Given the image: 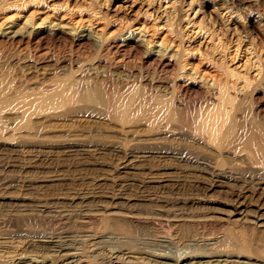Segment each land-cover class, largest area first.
Masks as SVG:
<instances>
[{"label": "rangeland", "instance_id": "374dc122", "mask_svg": "<svg viewBox=\"0 0 264 264\" xmlns=\"http://www.w3.org/2000/svg\"><path fill=\"white\" fill-rule=\"evenodd\" d=\"M0 71V264H264V0H0Z\"/></svg>", "mask_w": 264, "mask_h": 264}, {"label": "bare ground", "instance_id": "6f19581e", "mask_svg": "<svg viewBox=\"0 0 264 264\" xmlns=\"http://www.w3.org/2000/svg\"><path fill=\"white\" fill-rule=\"evenodd\" d=\"M18 35V34H17ZM84 36V35H83ZM18 37V36H17ZM78 37V36H77ZM80 37V36H79ZM79 37L78 38H76V39H79ZM11 38V37H10ZM13 38V37H12ZM21 38V37H20ZM84 38H86V37H81L80 38V40H82V39H84ZM95 38V37H94ZM93 39V38H92ZM96 39H98V38H96ZM18 40V39H17ZM30 40V39H29ZM91 40V39H90ZM21 42V41H20ZM85 42H86V40H85ZM92 42V41H91ZM6 43V42H5ZM72 43V42H71ZM101 43V42H100ZM123 43V42H122ZM127 43V42H126ZM68 44V43H67ZM78 44V43H77ZM81 44V43H80ZM83 44V43H82ZM125 44V43H124ZM25 45V44H24ZM120 45H122V44H120ZM73 46V45H72ZM116 46V45H115ZM122 46H124V45H122ZM77 47V46H76ZM126 47H128V46H126ZM125 47V48H126ZM134 47V46H133ZM123 48V47H122ZM124 48V49H125ZM132 48V47H131ZM74 49H75V47H74ZM127 49V48H126ZM133 49V48H132ZM154 56V55H153ZM186 57V56H185ZM24 58V57H23ZM182 58V57H181ZM26 59H28V58H26ZM6 60V59H5ZM11 60V59H10ZM9 60V61H10ZM24 59H22V60H20V61H23ZM162 61V60H161ZM160 61V62H161ZM33 62H35V61H33ZM32 62V63H33ZM157 62H158V59H157ZM176 62H177V60H176ZM184 62V61H183ZM186 62V61H185ZM39 63V62H38ZM169 63V62H168ZM29 64V63H28ZM37 64V63H36ZM57 64V62L55 63V65ZM182 64V63H181ZM186 64V63H185ZM6 65V64H5ZM32 65V64H31ZM31 65H29V66H31ZM106 65V64H105ZM159 64H157V66H158ZM177 65V64H176ZM7 66V65H6ZM38 66V65H37ZM45 66V65H44ZM120 66V65H119ZM156 66V65H155ZM162 66V65H161ZM169 66V65H168ZM184 66V65H183ZM5 67V66H4ZM35 66H33L32 68H34ZM39 67V66H38ZM53 67V66H52ZM103 67H104V65H103ZM180 67V66H179ZM3 68V67H2ZM6 68V67H5ZM25 68H26V66H25ZM24 68V69H25ZM28 68V67H27ZM31 68V69H32ZM51 68V67H50ZM55 68V67H54ZM108 68V67H107ZM161 68V67H160ZM170 68V67H169ZM30 69V70H31ZM35 69H36V67H35ZM35 69H32L33 71L35 70ZM43 69V68H42ZM51 69H53V68H51ZM72 69V68H71ZM100 69V68H99ZM166 69V68H165ZM164 69V70H165ZM3 70V69H2ZM1 70V71H2ZM104 70H106V69H104ZM169 70V69H168ZM174 70H175V68H174ZM173 70V71H174ZM1 71H0V78L2 79H4V78H6V76H4L2 73H1ZM25 71H26V69H25ZM32 71V72H33ZM46 71H48V70H46ZM51 71V70H50ZM54 71V70H53ZM58 71V70H57ZM70 71H72V70H70ZM78 71V70H77ZM77 71H75V73L77 72ZM108 71H110V69L108 70ZM120 71V70H119ZM157 71V70H156ZM177 71V70H176ZM179 71V70H178ZM177 71V72H178ZM35 72V71H34ZM38 72H39V69H38ZM73 72V71H72ZM97 72H99V71H97ZM111 72V71H110ZM41 73V72H40ZM47 73H49V72H47ZM51 73V72H50ZM57 73H59V71L57 72ZM68 73H69V69H68ZM68 73H67V75H68ZM93 73V72H92ZM103 73V72H102ZM101 72H100V75L102 74ZM113 74H114V72H112ZM116 73V72H115ZM55 74H56V71H55ZM55 74H51L50 76L52 77V75H55ZM65 74V73H64ZM64 74H62V75H64ZM118 74V73H117ZM117 74H115V75H117ZM157 74H158V72H157ZM7 75V74H6ZM61 75V76H62ZM69 75L71 76L72 74H70L69 73ZM104 75V74H103ZM108 75H110V73L108 74ZM119 75V74H118ZM120 75H124V74H120ZM66 75H64V77H65ZM126 76V75H125ZM155 76H156V74H155ZM161 76H163V75H161ZM166 76V75H165ZM10 77V76H9ZM55 77H57V76H55ZM104 77V76H103ZM107 77H109V76H107L106 75V78ZM111 77V76H110ZM115 77V76H114ZM157 77V76H156ZM160 77V76H159ZM159 77H157V79L156 80H158V78ZM44 79H46L45 77H43ZM105 78V77H104ZM103 78V79H104ZM106 78H105V80H106ZM123 78V77H122ZM149 78V77H148ZM167 78V77H166ZM42 79V78H41ZM48 79V78H47ZM75 79V78H74ZM97 79V78H96ZM100 77H99V81H100ZM114 79V78H113ZM120 79V78H119ZM132 79V78H131ZM145 79V78H144ZM151 79V78H150ZM153 79V78H152ZM162 78H160L159 80H161ZM168 79V78H167ZM172 79H174V78H172ZM10 80V79H9ZM50 80V79H49ZM63 80V79H62ZM98 80V79H97ZM137 80H138V78H137ZM141 80V79H140ZM155 80V81H156ZM11 81V80H10ZM61 81V80H60ZM74 81V80H73ZM72 81V82H73ZM92 81H94V80H92ZM114 81H116V80H114ZM131 81V80H130ZM134 81H135V79H134ZM139 81V80H138ZM137 81V82H138ZM151 81V80H150ZM154 81V80H153ZM163 81H165V80H163ZM13 82V81H12ZM78 82V81H77ZM96 82V81H95ZM217 82V81H216ZM23 83H25V82H23ZM30 83V82H29ZM32 83V82H31ZM34 83V82H33ZM75 83H76V81H75ZM97 83V82H96ZM101 84H102V82H100ZM105 81H104V85H105ZM128 83V82H127ZM215 83V82H214ZM2 84H3V82H2ZM2 84H1V80H0V107H5V106H8V103H9V101H2V98L3 97H5V96H12V95H14V90L12 91L11 90V87L9 86V85H6V86H2ZM22 83H20L19 85H21ZM40 84H42V83H40ZM40 84H38V85H40ZM60 84H61V82H60ZM70 84H71V82H70ZM107 84V83H106ZM112 84V83H111ZM110 84V85H111ZM123 84V83H122ZM122 84H120L121 86H122ZM142 84V83H141ZM155 84V83H154ZM217 83H215V85H216ZM219 84V83H218ZM217 84V85H218ZM18 84L16 85V87L17 86H19ZM25 85V84H24ZM24 85H21L22 87L24 86ZM28 85V84H27ZM26 85V86H27ZM31 85V84H30ZM35 85H36V83H35ZM51 85V84H50ZM53 85V84H52ZM63 85V84H62ZM74 85V84H73ZM75 85H77V84H75ZM79 85V84H78ZM83 85V84H82ZM100 85V84H99ZM104 85H102V86H104ZM126 84H124V86H125ZM130 85V84H129ZM143 85V84H142ZM141 85V86H142ZM149 85H151V83L149 84ZM215 85H213V87L215 86ZM11 86H13V87H15L14 85H12L11 84ZM66 86V85H65ZM64 86V87H65ZM79 86H81V85H79ZM91 86V85H90ZM94 86V85H93ZM120 86V87H121ZM133 86V85H132ZM152 86V85H151ZM159 86V85H158ZM170 86V85H169ZM28 87V86H27ZM41 87H43V86H41ZM50 87V86H49ZM76 87V86H75ZM75 87H73L72 86V84H71V86H68L67 88L65 87V98H70V102H71V97H73V100H74V96H76L77 94H78V91H77V89L75 88ZM89 87V86H88ZM101 87V86H100ZM138 87V86H137ZM162 87V86H161ZM161 87H160V89H161ZM179 87H180V84H179ZM19 88H20V86H19ZM46 88V87H45ZM45 88H43V89H45ZM94 88V87H93ZM136 88V87H135ZM144 88H146V87H144ZM149 88H150V86H149ZM219 88V87H218ZM15 89H17L18 90V88H15ZM22 89V88H21ZM29 89V88H28ZM27 89V90H28ZM88 89H90V88H88ZM157 89V88H156ZM155 89V90H156ZM159 89V88H158ZM157 89V90H158ZM169 88H167V90H168ZM174 89V88H173ZM176 89V88H175ZM212 89V88H211ZM48 90V89H47ZM51 90V89H50ZM61 90V89H60ZM60 90H57V89H55V90H52V91H50L49 93H41V92H38V93H36V94H24V95H22L21 97V101L19 102V103H17L15 106H14V108H13V110H17V111H19L20 113H21V115L22 116H26V114L27 113H31V111H34L35 109H36V107H38V102H39V98H44V99H47L48 101L46 102L47 104H45V105H48V104H50V106L51 107H55V106H59V101H60V97L62 96V92L60 91ZM63 90H64V88H63ZM78 90H79V88H78ZM102 89H100V91H101ZM104 90V89H103ZM106 90H107V86H106ZM114 90V89H113ZM119 90V89H118ZM146 90V89H145ZM180 90H182V87H181V89ZM186 90V89H185ZM209 90H210V88H209ZM23 91V90H22ZM44 91V90H43ZM137 91H138V89H137ZM161 91V90H160ZM184 91V90H183ZM225 91H226V89H225ZM21 92V91H20ZM108 92H110V91H108ZM112 92V91H111ZM163 92V91H162ZM167 92V91H166ZM181 92V91H180ZM206 92V91H205ZM208 93H209V91H207ZM213 91L211 90V93H212ZM217 92V91H216ZM22 93V92H21ZM20 93V94H21ZM95 93H97V95H99V92H95ZM113 93H115V90H114V92ZM112 93V95H114V97L117 95H115V94H113ZM116 93H118V92H116ZM153 93V92H152ZM172 93H173V91H172ZM218 93V92H217ZM227 93V92H226ZM94 93L93 92H91L88 96L90 97V96H92ZM145 94H146V92H145ZM144 94V95H145ZM160 94H162V93H160ZM166 94H168V92L166 93ZM170 94V93H169ZM168 94V95H169ZM205 94V93H204ZM203 94V95H204ZM207 94V93H206ZM205 94V95H206ZM214 94V93H213ZM228 94V93H227ZM226 94V95H227ZM147 95V94H146ZM159 95V94H158ZM164 95H165V93H164ZM208 95V94H207ZM118 96V95H117ZM14 98H15V96H13ZM63 97H64V95L62 96V98L61 99H63ZM85 97V96H84ZM201 97H203V96H201ZM200 97V98H201ZM227 97V96H226ZM231 97V96H230ZM80 98V97H79ZM112 98V97H111ZM115 98H117V97H115ZM115 98H114V100H115ZM123 98V97H122ZM122 98H121V100H122ZM146 98V97H145ZM185 98V97H184ZM206 98V97H205ZM238 98V97H237ZM161 98H159V100H160ZM173 99H174V95H173ZM202 99V98H201ZM200 99V100H201ZM209 99V98H208ZM212 99V98H211ZM234 99H235V97H234ZM65 100V99H64ZM75 100H76V98H75ZM74 100V101H75ZM80 100V99H79ZM78 100V101H79ZM108 100V99H107ZM112 100V99H111ZM132 100V99H131ZM144 100V99H143ZM156 100L158 101V99L156 98ZM184 100H186V99H184ZM204 100V99H203ZM223 100H224V96H223V93L222 92H220V94H219V101H218V104H220L221 106H222V104L221 103H223ZM226 100V99H225ZM17 101V100H16ZM116 101V100H115ZM157 101H155V102H157ZM169 101V100H168ZM168 101H166L167 103H168ZM209 101V100H208ZM45 102V101H44ZM70 102H69V104H70ZM120 102V101H119ZM144 102H145V100H144ZM160 102V101H159ZM174 102V101H173ZM226 102V101H225ZM225 102H224V106H225ZM62 103H63V101H62ZM73 103V102H72ZM71 103V104H72ZM118 103V102H117ZM137 103V102H136ZM135 103V104H136ZM143 103V102H142ZM158 103V102H157ZM169 103H170V101H169ZM64 104V103H63ZM110 104H111V102H110ZM161 104H162V102H161ZM164 104V103H163ZM166 104V103H165ZM208 104H209V102H208ZM210 104H211V102H210ZM228 104V103H227ZM68 105V104H67ZM118 105V104H117ZM116 105V106H117ZM129 105V104H128ZM143 105V104H142ZM147 105V104H146ZM150 106H151V104H149ZM173 105V104H172ZM65 106V105H64ZM115 106V107H116ZM134 106V105H133ZM140 106V105H139ZM167 107V108H169L168 106H170V105H163V107ZM111 107V106H110ZM153 107V106H152ZM173 107V106H172ZM171 107V108H172ZM202 107H204V106H202ZM200 108V109H203V108ZM237 108H239L238 107V104H237V106H236ZM40 108V107H39ZM47 108H48V106H47ZM119 108V107H118ZM122 108V107H121ZM131 107H129V109H130ZM156 108H158V107H156ZM162 108V107H161ZM160 108V109H161ZM186 108V107H185ZM224 108V107H223ZM45 109V108H44ZM43 109V110H44ZM48 109H50V108H48ZM110 109V108H109ZM112 109V108H111ZM116 109V108H115ZM123 109V108H122ZM189 109V108H188ZM126 110V109H125ZM131 110V109H130ZM130 110H129V112H130ZM139 110H140V107H139ZM176 109H174V111H175ZM190 110V109H189ZM220 110V109H219ZM240 110H241V108H240ZM10 111V110H9ZM40 111V110H39ZM38 111V112H39ZM108 111V110H107ZM115 111V110H114ZM148 111V110H147ZM155 111V110H154ZM163 111H165V109H163ZM186 111H187V109H186ZM201 111H203V110H201ZM236 111H237V109H236ZM44 112V111H43ZM124 112V111H123ZM155 112H157V111H155ZM177 112H179V110L177 111ZM176 112V113H177ZM200 112V111H199ZM214 112H216V109L214 108L213 110H212V112L209 114L210 116H211V118L210 117H208L209 119H215L214 121H216V119H218V116H217V113H214ZM3 113V112H2ZM12 113H14V112H12ZM154 113V112H153ZM173 113H175V112H173ZM193 113V112H192ZM201 113V112H200ZM214 114V116H213V114ZM238 113H240V112H238ZM250 113H253V112H250ZM43 114V113H42ZM116 114V113H115ZM1 115V114H0ZM15 115V114H14ZM28 115V114H27ZM32 115V114H31ZM35 116H38L37 115V112H35V114H34ZM124 115V114H123ZM193 115V114H192ZM200 115V114H199ZM222 115V114H221ZM220 115V116H221ZM226 115V114H225ZM33 116V115H32ZM47 116V115H46ZM161 116V115H160ZM183 116V115H182ZM202 116V115H201ZM200 116V117H201ZM235 116H237V115H235ZM113 117H114V115H113ZM127 117H129V115H127ZM126 117V118H127ZM139 117V116H138ZM144 117V116H143ZM199 117V116H198ZM233 117V116H232ZM239 117H240V115H239ZM252 117H254L253 116V114H252ZM258 117V116H257ZM124 117H122V119H123ZM235 118H237V117H235ZM25 119V118H24ZM28 119V118H27ZM26 119V120H27ZM29 119H30V117H29ZM174 119V118H173ZM198 118H196V120H197ZM207 119V118H206ZM225 119V118H224ZM260 119V118H259ZM124 120V119H123ZM158 120V119H157ZM201 120H202V118H201ZM200 120V121H201ZM4 121V120H3ZM23 121V120H22ZM28 121H30V120H28ZM27 121V122H28ZM122 121V120H121ZM143 121V120H142ZM145 121V120H144ZM151 121H152V119H151ZM167 121V120H166ZM225 121V120H224ZM233 121V120H232ZM260 121V120H259ZM24 122V121H23ZM26 122V123H27ZM156 122V121H155ZM158 122V121H157ZM229 122V121H228ZM162 123V122H161ZM164 123V122H163ZM191 123H194V122H191ZM208 123H211L212 124V120H211V122L209 121V122H207V124ZM123 124V123H122ZM149 124H151L150 122H149ZM156 124V123H155ZM225 124V123H224ZM246 124V123H245ZM168 125V124H167ZM194 125V124H193ZM217 125V124H216ZM236 125V124H235ZM169 126V125H168ZM190 126V125H189ZM210 126V125H209ZM208 126V127H209ZM212 126V125H211ZM227 126V125H226ZM225 126V127H226ZM24 127V126H23ZM199 127V126H198ZM202 127V126H201ZM206 127V126H205ZM224 127V126H223ZM252 127V126H251ZM256 127V126H255ZM254 127V128H255ZM207 128V127H206ZM206 128H205V130H206ZM215 128H216V126H215ZM228 128H231V126H229ZM208 129V128H207ZM217 129V128H216ZM262 129V128H261ZM204 130V131H205ZM220 130H221V128H220ZM225 131L227 130V133H229L228 131V129L226 128V129H224ZM198 131V130H197ZM219 131V130H218ZM221 131H223V130H221ZM225 131H223V132H225ZM253 130L250 128V129H248V130H246V131H244V132H242V134H241V137H239V142H241L240 143V146H241V148L240 147H238V148H240L241 149V151H243V152H245L246 153V155H248V158L250 159V157H254L255 159H257V154L258 153H264V150H259V149H256V148H258V145H259V143H258V137H260L259 136V134L257 133L258 131H256L255 133H254V131L252 132ZM264 131V130H263ZM205 133V132H204ZM226 133V134H227ZM215 134H216V132H215V129L213 128L212 129V132H211V136H210V138L212 137V136H215ZM209 135V134H208ZM217 135V134H216ZM217 137V136H216ZM225 137V136H224ZM218 138V137H217ZM207 139V138H206ZM209 139V138H208ZM210 140V139H209ZM208 140V141H209ZM225 141V140H224ZM210 142V141H209ZM258 143V145L256 146L255 144H257ZM219 144V143H218ZM214 145V144H213ZM231 147L232 146H236V145H230ZM230 146H227L228 148L230 147ZM219 148V147H218ZM233 149V148H232ZM227 151V150H226ZM225 151V152H226ZM236 151H238V149H236ZM223 152V151H222ZM220 153H221V151H220ZM224 154V153H223ZM244 154V153H243ZM221 155V154H220ZM219 155V156H220ZM227 155V154H226ZM245 155V156H246ZM222 156V155H221ZM242 157V156H241ZM242 159V158H241ZM254 160V159H253ZM263 161V160H262ZM227 171H229L230 172V170H227ZM218 172V171H217ZM220 172H221V170H220ZM224 172V171H223ZM214 173H215V171H214ZM218 174H220V173H218ZM221 174H223V173H221ZM224 176V175H223ZM226 176H227V173H226ZM225 184V183H224ZM259 193V192H258ZM244 195V194H243ZM257 195V194H256ZM246 196V195H245ZM252 199V198H251ZM262 201V200H261ZM250 202V201H249ZM259 202V201H258ZM257 204V203H256ZM90 214V213H89ZM95 214H97L96 212H95ZM108 219V218H107ZM108 221V220H107ZM112 223V222H111ZM107 229V228H106ZM107 230H109V225H108V229ZM113 233V232H112ZM91 235V234H90ZM117 235V234H116ZM119 235V234H118ZM95 236V235H94ZM125 236H127V235H125ZM92 237V236H91ZM96 237V236H95ZM98 237V236H97ZM114 237V236H113ZM55 238V237H54ZM90 238V237H89ZM109 238V237H108ZM115 238V237H114ZM91 239H93V238H91ZM98 239V238H97ZM50 240H51V238H50ZM55 241V240H54ZM95 241V240H94ZM99 241V240H98ZM118 241V240H117ZM47 242H49L48 240H47ZM65 242V241H64ZM88 242L90 243V241L88 240ZM114 242V241H113ZM116 242V241H115ZM44 243H46L45 241H44ZM43 243V244H44ZM51 243V242H50ZM52 243H53V240H52ZM59 243V242H58ZM63 243V242H62ZM167 242H165V241H162L160 244H166ZM211 243V242H210ZM55 244V243H54ZM95 244V243H94ZM60 245V244H59ZM69 245H71V244H69ZM68 245V243H67V246H69ZM212 245V244H211ZM56 246V245H55ZM214 246V245H213ZM58 247V246H57ZM94 247H95V245H94ZM207 247V246H206ZM209 247V246H208ZM226 246H224V248H225ZM66 248H68V247H65V248H62L61 250H59V251H66L67 249ZM73 248V247H72ZM72 248H71V251H73L72 253H70V254H68L69 252L67 251L65 254V257H66V259L65 258H63V259H65V260H63V262H62V264H74V261H76V260H74L75 258V256H77V254H75V250H72ZM69 249V248H68ZM78 249V248H77ZM87 249H88V247H87ZM86 249V250H87ZM93 249V248H92ZM94 250V249H93ZM211 250V249H210ZM209 250V251H210ZM214 250V249H213ZM216 250V249H215ZM217 250H218V248H217ZM83 251V250H82ZM92 251V250H91ZM113 251V250H112ZM57 252V251H56ZM95 252H97V251H95ZM120 252V251H119ZM118 252V253H119ZM211 252V251H210ZM217 252V251H216ZM215 252V253H216ZM219 252V251H218ZM217 252V253H218ZM110 253H112V252H110ZM121 253V252H120ZM119 253V254H120ZM213 253V252H212ZM82 254V253H81ZM101 254V253H100ZM211 254V253H210ZM114 255V254H113ZM116 255V254H115ZM112 256V258L109 260V262H107V264H121L122 263V261H120V258H118L117 256ZM139 255V254H138ZM99 256V255H98ZM103 256H104V254H103ZM122 256H123V254H122ZM205 256V255H204ZM209 256V255H208ZM56 257H59V255L58 256H56ZM64 257V256H63ZM82 258H83V256H81ZM106 257V256H105ZM105 257H102V258H105ZM124 257V256H123ZM127 257H129V255L127 256ZM227 258H225V259H223V257H219V258H210V259H206V260H190V261H186V262H184V260L181 262V261H175V263H173V264H237V263H235L234 261H231V260H229L228 259V256H226ZM8 258V257H7ZM80 258V257H79ZM81 258V259H82ZM87 258V257H86ZM91 258V257H90ZM92 258H94V257H92ZM96 258V257H95ZM99 258V257H98ZM101 258V257H100ZM125 258V257H124ZM131 258V257H130ZM186 259V258H185ZM4 260H6V259H4ZM26 259H24V261H25ZM33 261H35L34 259H32ZM102 260V259H101ZM100 260V261H101ZM139 260H140V258H139ZM23 261V260H22ZM78 261V260H77ZM79 261H80V259H79ZM92 261H93V259H92ZM94 261H95V259H94ZM130 261H131V259H130ZM134 261H135V259H134ZM134 261H131V262H129L128 261V259H127V262L125 263V261L123 262V263H125V264H128V263H131V264H139L138 262H134ZM141 261V260H140ZM168 261V260H167ZM6 262H7V260H6ZM5 262V263H6ZM12 262V261H11ZM28 262V261H27ZM81 262V261H80ZM87 262V261H86ZM98 262V261H97ZM134 262V263H133ZM149 262V263H148ZM147 263L148 264H168V263H166V262H156V261H151L152 263H150V261H148ZM16 263V262H15ZM17 263H18V261H17ZM20 263V262H19ZM92 263H94V262H92ZM142 263H143V260H142ZM145 263H146V261H145ZM22 264H26V262L25 263H22ZM28 264H29V262H28ZM57 264H58V262H57ZM77 264V263H76ZM84 264V263H83ZM99 264V263H98ZM101 264H102V261H101ZM103 264H104V260H103ZM141 264V263H140Z\"/></svg>", "mask_w": 264, "mask_h": 264}]
</instances>
